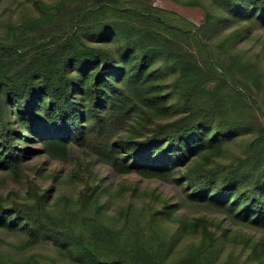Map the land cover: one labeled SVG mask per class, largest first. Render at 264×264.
I'll return each mask as SVG.
<instances>
[{"label": "trees", "instance_id": "obj_1", "mask_svg": "<svg viewBox=\"0 0 264 264\" xmlns=\"http://www.w3.org/2000/svg\"><path fill=\"white\" fill-rule=\"evenodd\" d=\"M174 1L204 6L205 24L150 0L34 1L0 42V171L19 177L33 138L60 160L84 147L118 174L175 180L224 217L189 219L155 196L112 214L88 185L58 216L46 192L34 207L0 205L23 249L52 244L20 264H264V49L238 50L260 43L264 0ZM234 142L238 162L213 165ZM0 264L18 263L0 247Z\"/></svg>", "mask_w": 264, "mask_h": 264}, {"label": "rangeland", "instance_id": "obj_2", "mask_svg": "<svg viewBox=\"0 0 264 264\" xmlns=\"http://www.w3.org/2000/svg\"><path fill=\"white\" fill-rule=\"evenodd\" d=\"M34 1L37 0H0V42L15 38L12 32L17 30L19 23L24 24ZM150 1L154 6L175 12L198 26L206 22L204 6L184 5L174 0ZM252 35L258 36L260 43L256 38L246 39L238 48L240 51L248 50L249 56L259 54L260 50L264 49V29H258ZM259 117L264 123V115L261 112ZM124 134L119 132L114 134L113 140ZM26 147L29 152L27 151L28 155L22 162V173L19 177L12 171H0V205L3 207L8 208L15 204L34 207L37 203L36 195L43 196L48 192L44 205L46 211L52 215L67 216V213L78 209L79 197L88 185L90 188L98 187V191H106V197L110 199L109 211L112 214L128 201L143 205L145 202L143 200L155 196L157 199L168 201L178 211L176 213L186 215L189 219L202 216L210 219L224 217L221 212L191 204L177 181L149 179L137 173L118 174L101 155L88 148L72 147L68 159L60 160L48 155L43 144L34 138L27 142ZM243 152V143L234 142L225 154L215 158L213 165L236 164ZM30 183L35 184L37 193L32 190ZM122 186L128 189L127 194L135 197L133 200L127 196H120ZM134 189L136 193H132ZM251 233L257 235L254 231ZM23 243L24 236L19 232L0 229V247L3 251H8L18 264L32 255L46 254L52 249L49 241L32 249H23Z\"/></svg>", "mask_w": 264, "mask_h": 264}]
</instances>
